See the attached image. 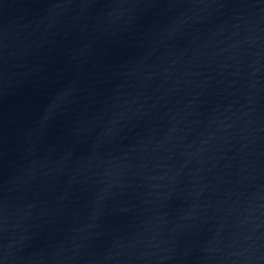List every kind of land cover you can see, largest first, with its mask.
<instances>
[{
	"label": "water",
	"instance_id": "95a60500",
	"mask_svg": "<svg viewBox=\"0 0 264 264\" xmlns=\"http://www.w3.org/2000/svg\"><path fill=\"white\" fill-rule=\"evenodd\" d=\"M0 264H264V0H0Z\"/></svg>",
	"mask_w": 264,
	"mask_h": 264
}]
</instances>
